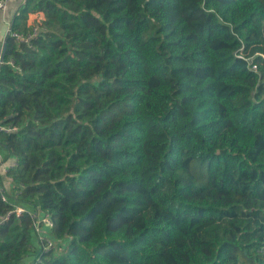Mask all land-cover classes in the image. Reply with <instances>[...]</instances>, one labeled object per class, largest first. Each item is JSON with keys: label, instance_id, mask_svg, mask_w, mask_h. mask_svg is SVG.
<instances>
[{"label": "trees", "instance_id": "obj_1", "mask_svg": "<svg viewBox=\"0 0 264 264\" xmlns=\"http://www.w3.org/2000/svg\"><path fill=\"white\" fill-rule=\"evenodd\" d=\"M29 13L0 147L54 246L13 217L0 264H264V0H25L12 29Z\"/></svg>", "mask_w": 264, "mask_h": 264}, {"label": "built area", "instance_id": "obj_2", "mask_svg": "<svg viewBox=\"0 0 264 264\" xmlns=\"http://www.w3.org/2000/svg\"><path fill=\"white\" fill-rule=\"evenodd\" d=\"M7 0H0V10L6 5ZM43 15L41 13H32L26 19H22L19 23V29L13 30L12 24L8 29V35L13 37L19 43L29 44L30 41L36 38L42 30ZM252 69L256 70V66L252 65ZM16 128L7 126H0V131H14ZM1 162V156H0ZM0 200L8 205L6 212L0 214V225L12 219L13 217H20L23 214H29L32 218V229L35 236L34 240L43 245L44 250H51L54 246V240L51 234L52 220L47 213L33 208L28 210L26 207L16 204L7 195L5 188L0 184Z\"/></svg>", "mask_w": 264, "mask_h": 264}, {"label": "crops", "instance_id": "obj_3", "mask_svg": "<svg viewBox=\"0 0 264 264\" xmlns=\"http://www.w3.org/2000/svg\"><path fill=\"white\" fill-rule=\"evenodd\" d=\"M24 2L25 0H7L5 7L0 10V55L5 38L8 35L7 29H9L10 25L14 22V15L23 6ZM31 14L32 13H29L28 16ZM0 156V184L5 189L11 190L14 183L12 178L8 176L6 172L9 167L15 164L16 158L13 155L7 154L6 150L2 147H0Z\"/></svg>", "mask_w": 264, "mask_h": 264}, {"label": "water", "instance_id": "obj_4", "mask_svg": "<svg viewBox=\"0 0 264 264\" xmlns=\"http://www.w3.org/2000/svg\"><path fill=\"white\" fill-rule=\"evenodd\" d=\"M4 51H5V42L2 47L1 55H0V63L2 62L3 56H4Z\"/></svg>", "mask_w": 264, "mask_h": 264}, {"label": "rangeland", "instance_id": "obj_5", "mask_svg": "<svg viewBox=\"0 0 264 264\" xmlns=\"http://www.w3.org/2000/svg\"><path fill=\"white\" fill-rule=\"evenodd\" d=\"M8 27V26H7ZM8 30V29H7Z\"/></svg>", "mask_w": 264, "mask_h": 264}]
</instances>
